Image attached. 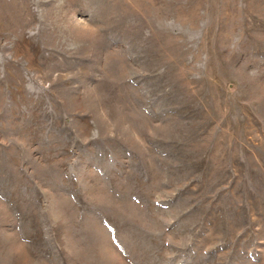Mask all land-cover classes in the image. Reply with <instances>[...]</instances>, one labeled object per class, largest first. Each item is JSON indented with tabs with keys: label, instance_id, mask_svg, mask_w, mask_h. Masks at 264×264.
<instances>
[{
	"label": "rangeland",
	"instance_id": "374dc122",
	"mask_svg": "<svg viewBox=\"0 0 264 264\" xmlns=\"http://www.w3.org/2000/svg\"><path fill=\"white\" fill-rule=\"evenodd\" d=\"M0 264H264V0H0Z\"/></svg>",
	"mask_w": 264,
	"mask_h": 264
}]
</instances>
